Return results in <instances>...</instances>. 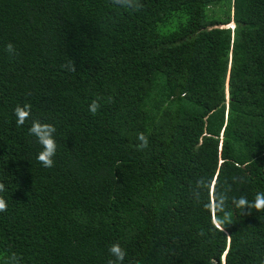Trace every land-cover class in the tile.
I'll list each match as a JSON object with an SVG mask.
<instances>
[{"label": "trees", "instance_id": "trees-1", "mask_svg": "<svg viewBox=\"0 0 264 264\" xmlns=\"http://www.w3.org/2000/svg\"><path fill=\"white\" fill-rule=\"evenodd\" d=\"M135 2L0 0V264H264V0Z\"/></svg>", "mask_w": 264, "mask_h": 264}, {"label": "clouds", "instance_id": "clouds-1", "mask_svg": "<svg viewBox=\"0 0 264 264\" xmlns=\"http://www.w3.org/2000/svg\"><path fill=\"white\" fill-rule=\"evenodd\" d=\"M113 3L122 5V6H131L139 9L142 7V5H139L135 2V0H113ZM233 24V22H232ZM231 26V24H229ZM232 28L234 27L231 26ZM5 51L9 53L10 55L16 54L15 46L9 42L5 46ZM72 70H75L74 65L72 66ZM112 98H109V101H111ZM100 108V104L97 100H93L92 103L89 105V112L92 115H96L98 112V109ZM13 113L16 117V124L18 127L23 126L25 122L29 119L31 115V104L25 103L23 106L17 105ZM29 134L36 137L38 143L42 146V151H40L37 154V161L42 164L45 168H51L54 166V160L53 157L56 154L57 150V144L53 137V134L56 132V128L54 125L49 123H41L39 120H33L31 123V126L28 129ZM137 139L140 141V144L137 145L138 150H142L148 146V138L143 134L139 133L137 136ZM197 187L204 188L207 187L206 181L201 178L197 181ZM5 185L3 183H0V193H3L5 191ZM199 198V194H198ZM228 197L225 193H220L217 197V201L214 204V207L216 211L224 212L223 219L215 218L214 226L216 229L223 230V226L225 222H229L230 220V213L224 211V206L227 201ZM236 207L238 208H248V209H256L264 210V193H257L254 199V202H249L248 199L244 196H241L238 200L236 198H233L232 201ZM7 210V203L5 199L0 196V212H4ZM109 253L115 258L113 260H109L108 264H123V261L125 259V256L127 253L125 250L121 248V246L116 243L110 246ZM16 256L13 254V256L10 258V262H15ZM8 262V264H10Z\"/></svg>", "mask_w": 264, "mask_h": 264}, {"label": "water", "instance_id": "water-1", "mask_svg": "<svg viewBox=\"0 0 264 264\" xmlns=\"http://www.w3.org/2000/svg\"><path fill=\"white\" fill-rule=\"evenodd\" d=\"M228 27H231L230 25H225V26H222L221 28H228Z\"/></svg>", "mask_w": 264, "mask_h": 264}, {"label": "bare ground", "instance_id": "bare-ground-1", "mask_svg": "<svg viewBox=\"0 0 264 264\" xmlns=\"http://www.w3.org/2000/svg\"><path fill=\"white\" fill-rule=\"evenodd\" d=\"M231 26H233V24L231 23Z\"/></svg>", "mask_w": 264, "mask_h": 264}]
</instances>
